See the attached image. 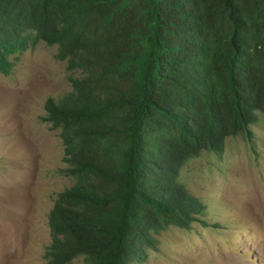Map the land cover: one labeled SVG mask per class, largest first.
<instances>
[{"label": "trees", "instance_id": "obj_1", "mask_svg": "<svg viewBox=\"0 0 264 264\" xmlns=\"http://www.w3.org/2000/svg\"><path fill=\"white\" fill-rule=\"evenodd\" d=\"M34 37L71 84L40 116L73 179L48 210L45 263L132 264L165 227L208 224L180 172L264 111V0H0V71Z\"/></svg>", "mask_w": 264, "mask_h": 264}, {"label": "rangeland", "instance_id": "obj_2", "mask_svg": "<svg viewBox=\"0 0 264 264\" xmlns=\"http://www.w3.org/2000/svg\"><path fill=\"white\" fill-rule=\"evenodd\" d=\"M56 51L34 37L0 71V264H46L48 210L73 180L59 129L40 117L48 97L71 88ZM249 127L250 136H228L221 154L203 150L181 168L208 204V224L165 227L132 264H264V111ZM68 264L86 263L79 255Z\"/></svg>", "mask_w": 264, "mask_h": 264}, {"label": "clouds", "instance_id": "obj_3", "mask_svg": "<svg viewBox=\"0 0 264 264\" xmlns=\"http://www.w3.org/2000/svg\"><path fill=\"white\" fill-rule=\"evenodd\" d=\"M29 32H31V31H28V32H27L28 35H29ZM39 39H40V38H39ZM29 40H30V39H29ZM45 43H46V42H45ZM46 44H47V43H46ZM48 45H50V44H48ZM55 45H56V44H55ZM56 46H57V45H56ZM60 60H63V59H60ZM65 64H66V63H65ZM66 70H67V69H66ZM68 80H69V79H68ZM69 83H70V81H69ZM70 85H71V84H70ZM53 97H56V96H53ZM258 111H259V110H258ZM260 111H261V110H260ZM227 137H228V136H227ZM227 137H226V138H227ZM207 208H208V204H207Z\"/></svg>", "mask_w": 264, "mask_h": 264}]
</instances>
